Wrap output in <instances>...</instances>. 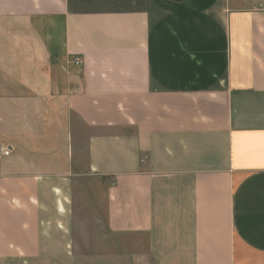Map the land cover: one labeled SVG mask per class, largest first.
<instances>
[{"label":"crops","instance_id":"0c3cea01","mask_svg":"<svg viewBox=\"0 0 264 264\" xmlns=\"http://www.w3.org/2000/svg\"><path fill=\"white\" fill-rule=\"evenodd\" d=\"M1 151L0 264H264V0H0Z\"/></svg>","mask_w":264,"mask_h":264},{"label":"rangeland","instance_id":"374dc122","mask_svg":"<svg viewBox=\"0 0 264 264\" xmlns=\"http://www.w3.org/2000/svg\"><path fill=\"white\" fill-rule=\"evenodd\" d=\"M82 222L84 225L80 226V232H85L86 229L87 231H92L93 236H95L96 228L90 223L91 220L85 218ZM123 241V244H121L123 246L119 243L116 244L112 240L108 241V243H106L108 249H105L103 248L102 243L100 241H95V239L89 241L78 240L76 242V264H128L126 249H128V245H131L132 243L138 244L140 240L136 239L134 242ZM110 242H113L117 246V250L110 245ZM139 251L141 253L143 252L142 250ZM134 264H153V261L148 257L145 259L136 257Z\"/></svg>","mask_w":264,"mask_h":264},{"label":"built area","instance_id":"2783aa9c","mask_svg":"<svg viewBox=\"0 0 264 264\" xmlns=\"http://www.w3.org/2000/svg\"><path fill=\"white\" fill-rule=\"evenodd\" d=\"M71 61V63L73 64V65H76V66H79L80 65V60L78 59V58H74V59H72V60H70ZM7 155H9V151H1L0 152V156H7Z\"/></svg>","mask_w":264,"mask_h":264}]
</instances>
